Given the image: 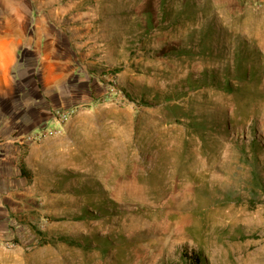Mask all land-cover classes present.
I'll return each instance as SVG.
<instances>
[{
    "label": "rangeland",
    "instance_id": "obj_1",
    "mask_svg": "<svg viewBox=\"0 0 264 264\" xmlns=\"http://www.w3.org/2000/svg\"><path fill=\"white\" fill-rule=\"evenodd\" d=\"M30 9L91 79L12 135L32 175L0 264H264V0H0V23Z\"/></svg>",
    "mask_w": 264,
    "mask_h": 264
},
{
    "label": "crops",
    "instance_id": "obj_2",
    "mask_svg": "<svg viewBox=\"0 0 264 264\" xmlns=\"http://www.w3.org/2000/svg\"><path fill=\"white\" fill-rule=\"evenodd\" d=\"M30 10L25 20L6 17L0 23V224L7 222L16 193L26 194V186L22 191L16 183L27 180L19 172L15 130L33 127L51 109L68 106L79 96L82 83L89 94L90 75L75 66L77 33L69 29L59 33L42 11ZM87 63L98 66L94 58Z\"/></svg>",
    "mask_w": 264,
    "mask_h": 264
},
{
    "label": "trees",
    "instance_id": "obj_3",
    "mask_svg": "<svg viewBox=\"0 0 264 264\" xmlns=\"http://www.w3.org/2000/svg\"><path fill=\"white\" fill-rule=\"evenodd\" d=\"M164 13L167 12L166 8L164 7L163 9ZM170 13V12H168ZM153 17L154 15H151L150 16V20L149 22L151 23L152 20H153ZM179 51L177 52H174L175 54H182V53H185L186 50H184L183 48L181 49H177ZM189 84H188V87L187 89H191V88H194V87H200V86H206V85H210V84H215L217 87L219 88H222V89H225V88H228L231 83L228 79H226L225 81H221V80H210L208 79L206 76L202 79L200 78L199 80H197L196 84L193 85L192 84V80L191 78L189 77ZM210 82V83H209ZM121 90L124 92L125 96L128 98V99H131L130 95L123 89L121 88ZM145 92V91H144ZM186 91L183 90V93H185ZM155 96V95H154ZM152 99H146L144 98L143 96L140 97L139 101L140 102H143L144 104H154L155 101H157L155 98ZM156 96H159V94H156ZM19 172H20V175L23 176L27 181H30V176L32 175L29 171V169L22 163V164H19ZM56 240H59V241H62V242H65V243H69V244H79V242L81 241H78L76 238L74 237H71L69 235H58L56 237ZM183 258L185 259L186 261V264H201L202 263V258H201V255L198 253V252H191V253H184L183 255Z\"/></svg>",
    "mask_w": 264,
    "mask_h": 264
}]
</instances>
